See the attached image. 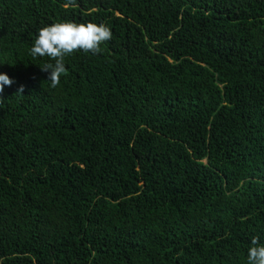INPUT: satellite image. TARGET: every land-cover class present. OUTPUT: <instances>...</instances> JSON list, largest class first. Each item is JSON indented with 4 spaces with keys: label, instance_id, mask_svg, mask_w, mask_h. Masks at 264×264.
<instances>
[{
    "label": "trees",
    "instance_id": "obj_1",
    "mask_svg": "<svg viewBox=\"0 0 264 264\" xmlns=\"http://www.w3.org/2000/svg\"><path fill=\"white\" fill-rule=\"evenodd\" d=\"M61 21L112 36L52 87L30 48ZM0 72V264H246L264 243V0H0Z\"/></svg>",
    "mask_w": 264,
    "mask_h": 264
},
{
    "label": "clouds",
    "instance_id": "obj_2",
    "mask_svg": "<svg viewBox=\"0 0 264 264\" xmlns=\"http://www.w3.org/2000/svg\"><path fill=\"white\" fill-rule=\"evenodd\" d=\"M111 36V30L103 23L54 22L38 29L30 55L33 58L47 57L54 61L52 64L45 63L41 70L47 72V80L55 87L61 75L66 72L65 57L76 51L97 54L101 51V45ZM12 83L6 73L0 72V93ZM21 91L22 88L17 90ZM246 264H264V243L258 242L256 237H253L247 249Z\"/></svg>",
    "mask_w": 264,
    "mask_h": 264
}]
</instances>
